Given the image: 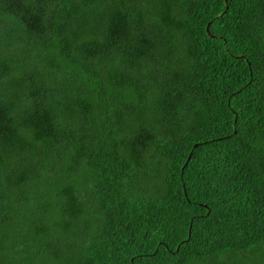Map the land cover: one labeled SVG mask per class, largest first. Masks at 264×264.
Masks as SVG:
<instances>
[{"label":"trees","instance_id":"obj_1","mask_svg":"<svg viewBox=\"0 0 264 264\" xmlns=\"http://www.w3.org/2000/svg\"><path fill=\"white\" fill-rule=\"evenodd\" d=\"M226 5L0 0V264H264V0Z\"/></svg>","mask_w":264,"mask_h":264},{"label":"water","instance_id":"obj_2","mask_svg":"<svg viewBox=\"0 0 264 264\" xmlns=\"http://www.w3.org/2000/svg\"><path fill=\"white\" fill-rule=\"evenodd\" d=\"M224 2H225V10L227 9V5H226V0H224ZM206 33L210 36V34H209V30H208V25H206Z\"/></svg>","mask_w":264,"mask_h":264}]
</instances>
